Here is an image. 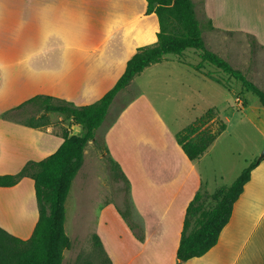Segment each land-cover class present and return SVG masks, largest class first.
Instances as JSON below:
<instances>
[{
    "label": "crops",
    "instance_id": "crops-1",
    "mask_svg": "<svg viewBox=\"0 0 264 264\" xmlns=\"http://www.w3.org/2000/svg\"><path fill=\"white\" fill-rule=\"evenodd\" d=\"M192 1L199 22L209 21L213 26L211 31H202L206 47L207 33L213 31L249 35L264 49V0ZM146 8V0H0V175L15 173L28 160L38 161L54 152L62 142L58 129L72 133L79 127L84 131L57 112H48V123L41 127L2 114L38 94L66 99L77 106L99 99L123 73L136 49L156 42L157 16L147 13ZM186 52L181 57L174 55L171 65L184 68L183 74L194 71L204 84L220 85L203 73H208L209 65L204 64L201 71L193 68L200 62L197 53L196 60H184ZM167 60L165 56L153 64ZM191 91L196 95L200 92ZM54 114L59 126H53L49 118ZM112 123L106 129L107 141L114 130ZM175 143L161 154L169 165L173 162V170L155 178L157 181L142 177L136 165L125 172L115 160L129 181V214L128 218L117 215L114 226L103 223L109 229L101 227L97 234L111 264H264V158L251 170L217 243L203 255L178 263L176 251L186 207L204 187L203 172L196 169L193 173V161L207 151L189 160ZM188 165L190 170L182 173V167ZM92 173L85 170L83 175L90 177ZM26 178L13 186H0V227L21 239L32 233L38 217L37 210L28 223L25 215L19 216L18 204H12L11 195Z\"/></svg>",
    "mask_w": 264,
    "mask_h": 264
},
{
    "label": "rangeland",
    "instance_id": "rangeland-1",
    "mask_svg": "<svg viewBox=\"0 0 264 264\" xmlns=\"http://www.w3.org/2000/svg\"><path fill=\"white\" fill-rule=\"evenodd\" d=\"M206 38L209 49L264 90V49L253 37L239 32L212 31L207 33ZM194 52L187 50L184 60H196ZM166 56V62L149 65L120 91L109 106L105 121L95 132L97 143L89 141L85 146L84 164L78 177L72 181L64 204V228L71 237V245L63 253L62 264H76L81 253L93 254L92 236L98 234L101 227L104 231L109 229H105L103 223L116 225V216H122L120 211L128 206L129 183L113 176L108 157L118 160L125 172H131L132 166H138L141 176L146 179L168 175L173 170V162L169 165L161 154L168 150L169 144L175 142L177 131L211 107L218 111V116L226 123V129L200 160L193 161V173L196 169L203 172L204 187L201 192L211 194L221 186L230 185L263 149L264 106L257 95L244 91L241 83L235 79L229 80L231 90L213 82L204 84L194 71H188L187 75L183 74L186 71L184 68L173 67L170 59L174 55ZM207 69L208 74L213 72V75L226 77L211 65ZM192 89L200 92L196 95ZM39 115L28 107L20 118L23 122L30 116L39 120ZM53 117H49L53 126H59L57 114ZM111 120L115 122L114 130L110 132V141H107L106 129ZM208 125L215 129L217 124L209 122ZM61 130L58 129L59 132ZM71 132L82 134L83 130L79 131V127H76ZM101 143H104L107 152ZM178 151L183 153L180 148ZM124 158H128L130 167ZM189 168L190 165L182 167L181 172H187ZM85 170L93 172L92 175L84 177ZM16 191L11 195L12 204H18L19 216L25 215V221L30 223L32 215H37L38 210L32 180L24 179ZM203 203L206 207L212 205L209 197H205ZM30 233L26 235L27 238Z\"/></svg>",
    "mask_w": 264,
    "mask_h": 264
},
{
    "label": "trees",
    "instance_id": "trees-1",
    "mask_svg": "<svg viewBox=\"0 0 264 264\" xmlns=\"http://www.w3.org/2000/svg\"><path fill=\"white\" fill-rule=\"evenodd\" d=\"M146 1V12H154L157 16V40L136 49L127 60L123 73L99 99L77 106L66 99L38 94L2 114L4 117L20 118L28 107H32L40 113V119L30 116L24 123L31 127H41L48 123V112H57L71 119L72 124L81 125L84 131L76 134L63 129L62 142L54 152L38 161L28 160L15 173L0 175V186L3 187L13 186L24 177L31 178L38 207L37 221L27 239H21L0 227V264H62L63 253L71 245L64 228V204L71 183L82 165L85 146L89 141L97 143L95 131L105 119L115 95L147 66L163 61L167 54L181 57L186 50L195 51L200 62L192 65L193 68L201 71L204 64L215 67L226 77L202 72L227 89L232 87L230 79L238 80L243 90L257 95L264 106V90L225 58L205 46L202 31L205 28L212 29L213 26L209 21L205 24L199 22L192 0ZM209 122H216L215 129L209 127ZM225 129L226 123L218 116L217 110L211 107L177 131L175 141L189 160H195L206 152ZM101 145L107 152L104 143ZM262 159L250 161L230 185L221 186L211 194L200 190L194 194L185 211L176 251L178 263L203 255L217 243L221 230L231 217L234 202L250 179L251 170ZM108 161L113 176L128 184L120 165L111 157H108ZM205 197L212 201L210 207L204 206ZM120 213L128 218L127 209ZM131 227L134 225L131 224ZM92 239L93 254H79L76 264H111L99 236L94 234Z\"/></svg>",
    "mask_w": 264,
    "mask_h": 264
},
{
    "label": "water",
    "instance_id": "water-1",
    "mask_svg": "<svg viewBox=\"0 0 264 264\" xmlns=\"http://www.w3.org/2000/svg\"><path fill=\"white\" fill-rule=\"evenodd\" d=\"M262 158H264V147H263V149L261 150L260 154L258 155L257 160H260V159H262Z\"/></svg>",
    "mask_w": 264,
    "mask_h": 264
}]
</instances>
